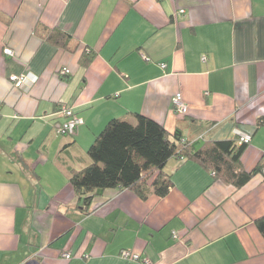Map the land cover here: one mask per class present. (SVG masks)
I'll return each mask as SVG.
<instances>
[{
  "label": "crops",
  "instance_id": "0c3cea01",
  "mask_svg": "<svg viewBox=\"0 0 264 264\" xmlns=\"http://www.w3.org/2000/svg\"><path fill=\"white\" fill-rule=\"evenodd\" d=\"M26 71L38 81L14 87L9 76ZM62 104L83 119L75 136L56 131ZM133 113L186 139L252 133L242 164L263 171L235 187L173 157L166 196L109 188L86 212L70 171L90 165L112 118ZM263 115L264 0H0V264H264Z\"/></svg>",
  "mask_w": 264,
  "mask_h": 264
},
{
  "label": "trees",
  "instance_id": "16d2710c",
  "mask_svg": "<svg viewBox=\"0 0 264 264\" xmlns=\"http://www.w3.org/2000/svg\"><path fill=\"white\" fill-rule=\"evenodd\" d=\"M42 31L49 41L68 47L71 37L64 31L49 32L45 27ZM94 56L92 51L83 56V66ZM133 118L135 122L125 117L112 118L88 149L90 165L70 171V182L86 212H91L94 199L109 188L132 189L143 199L151 193L166 196L173 181L165 168L173 157L196 161L216 179L235 187H242L263 171L261 165L251 171L244 168L241 158L249 144L241 143L238 136L211 141L202 133L197 139H186L180 132L171 136L162 124L141 113H133ZM261 126L264 115L258 119L257 128ZM256 224L264 236V216Z\"/></svg>",
  "mask_w": 264,
  "mask_h": 264
},
{
  "label": "built area",
  "instance_id": "2783aa9c",
  "mask_svg": "<svg viewBox=\"0 0 264 264\" xmlns=\"http://www.w3.org/2000/svg\"><path fill=\"white\" fill-rule=\"evenodd\" d=\"M183 12V11H182ZM5 55L9 57H15L16 52L10 48L5 47L4 48ZM203 59H206V57H203ZM165 66V64H163ZM70 73V69L67 67H64L61 69V74L68 75ZM39 79V75L32 71H26L21 74H12L9 76V81L12 83V85L18 89L21 90H27L32 85H34ZM174 105H175V111L182 113L186 112V107L183 102V96L181 93H178L174 99ZM60 117H63V121H61L56 128V131L60 135H70L75 136L77 133L78 128L83 124V119L80 118L75 111L72 109V107H69L65 104L61 105V108L58 112ZM235 135L238 136L239 141L241 143H251L252 141V134L243 132L238 128H235L234 130ZM67 260H70L73 255L71 253H65L63 255ZM121 256L125 259H134V260H140V255L138 253H132L131 251H123L121 253ZM143 264H151L149 261H145Z\"/></svg>",
  "mask_w": 264,
  "mask_h": 264
}]
</instances>
